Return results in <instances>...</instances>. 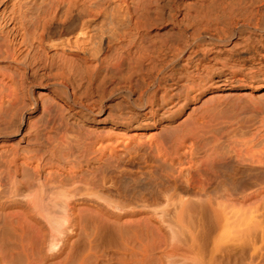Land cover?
<instances>
[{"label":"bare ground","instance_id":"obj_1","mask_svg":"<svg viewBox=\"0 0 264 264\" xmlns=\"http://www.w3.org/2000/svg\"><path fill=\"white\" fill-rule=\"evenodd\" d=\"M246 1L0 0V264H264ZM110 5L112 40L91 29ZM206 41L237 66L217 82Z\"/></svg>","mask_w":264,"mask_h":264},{"label":"rangeland","instance_id":"obj_2","mask_svg":"<svg viewBox=\"0 0 264 264\" xmlns=\"http://www.w3.org/2000/svg\"><path fill=\"white\" fill-rule=\"evenodd\" d=\"M183 1H187V0H183ZM189 1V0H188ZM247 1H249V2H247ZM246 1V9H247V7H251V8H248V10H251L252 9V7H253V12L255 13H253L251 16H250V20L252 21L251 23V27L249 28V29H251V30H249L248 28H246V33H244V35L242 34L241 36H240V38H239V36L237 37V38H235L234 39V41H238V42H236V43H239L240 41H241V43H239V45L241 44V46H245V44H246V48H249V49H251V50H254L255 51V53L257 54V55H255V58L254 59H251V60H248V59H246V65L248 66V68L249 69H247V72L249 73V74H251L250 76H256V75H259V74H261V71H259L258 69H257V67L256 66H258L259 64H264V40L262 41V39H263V37L261 36V35H259V34H261L260 33V31L259 30H257L256 28H255V24L256 23H258V19H259V21H261V15H260V13H258L255 9H257V4L255 3V1L254 0H247ZM254 1V2H253ZM120 2V1H119ZM248 3V4H247ZM250 3V4H249ZM115 4V3H114ZM113 4V5H114ZM113 5H112V8H110L111 7V5L110 6H108L107 7V11H109V12H111V10L113 11V13L111 12V13H109V12H105V13H103L101 16H99L98 18H96L94 21H92L91 22V29L92 30H94V31H92V32H94L95 33V31H97V30H99V32H101V33H106V31H108L109 33H107L106 35H108V39L109 40H112L115 36H120V35H122V32L123 31H127L128 29H129V23H128V20L126 19V15L125 14H121V13H123L122 12V9L120 8V10H118V9H113ZM251 5V6H250ZM256 6V7H255ZM115 11H117L116 13H115ZM120 11V12H119ZM112 16H111V15ZM115 14V15H114ZM123 16V18H121L122 16ZM107 16H110V18L109 17H107ZM121 16V17H120ZM253 16V17H252ZM120 19V20H119ZM116 20V21H115ZM117 22V23H116ZM96 23V24H95ZM92 24H93V26H92ZM104 24V25H103ZM109 24V25H108ZM110 25H111V27H110ZM121 25V26H120ZM253 25V26H252ZM95 26V27H94ZM114 26V27H113ZM128 26V27H127ZM93 27V28H92ZM105 29H104V28ZM95 28H97V29H95ZM103 28V29H102ZM112 28H113V30L114 31H112ZM126 28H127V30H126ZM252 28H253V30H252ZM119 29V30H118ZM101 30V31H100ZM110 30V31H109ZM112 31V32H111ZM116 31V32H115ZM258 31V32H257ZM98 33V31L96 32V34ZM113 33V35L112 36H110L111 34ZM116 33V34H115ZM121 33V34H120ZM124 33V32H123ZM259 33V34H258ZM100 33H98L97 35H99ZM171 34V33H170ZM169 34V39H171V37H173L174 36V34L173 35H170ZM259 36H261V37H259ZM243 38V40H241ZM262 38V39H261ZM168 39V40H169ZM176 39V40H175ZM172 41H175V42H172V43H174V44H171V42H170V44L173 46V45H177L178 43H177V38H176V36H174V40H173V38L171 39ZM171 40H169V41H171ZM245 40V41H244ZM247 41V42H246ZM208 42V43H207ZM242 42H246L244 45H242ZM177 43V44H176ZM210 44L211 42H209V41H206L205 42V44L204 45H206L207 46V44ZM96 46H94V48L95 47H97L98 46V43H96L95 44ZM169 45V44H168ZM211 45H214V46H211ZM211 45H210V49H211V53H210V55L212 54V53H214V56L213 55H211L210 57L212 58V60H209V62H207L206 63V67L207 68H209L210 69V71L208 70V73H209V75H210V73H211V76L213 77V79H214V81L216 80V82H217V78L218 79H223V78H225L224 77V74L226 75V74H228V76L230 75V73H231V70L232 69H236L237 68V66H236V64L234 63L233 64V66H232V63H233V61L231 60V58L229 57L230 55H229V53L228 52H230L229 51V49H226V48H224V47H228L229 48V45H226V44H218V43H211ZM219 47H218V46ZM221 45V46H220ZM224 45H226V46H224ZM251 45V46H250ZM209 46V45H208ZM215 49L216 48V50H217V48H220L221 49V51H218L217 50V52H216V50H212L213 48ZM222 47V48H221ZM230 47H231V45H230ZM224 48V49H223ZM226 49V50H225ZM260 51H259V50ZM225 50V51H224ZM213 51V52H212ZM226 52V54H224ZM260 52V53H259ZM216 53H218L219 55L217 56V54ZM228 53V54H227ZM224 54V55H223ZM227 55V56H226ZM229 55V56H228ZM263 55V56H262ZM217 56V57H216ZM222 56V57H221ZM227 57V58H229L227 61H230L229 63L227 62V61H225L226 63H224L221 59H225L226 60V58H224V57ZM219 57H221V58H219ZM259 57V58H258ZM220 59V60H218V59ZM262 58V59H261ZM213 59H216V61L217 62H215V61H213ZM258 60V61H257ZM213 61V62H212ZM254 61V62H253ZM259 62V63H258ZM261 62V63H260ZM208 63H209V65H208ZM214 64V65H213ZM217 64V65H216ZM212 65V66H211ZM221 65H222V67H221ZM229 67H228V66ZM246 65H244V67L245 68H243V70L241 71L242 72V75H243V86L241 87V86H235L233 89H236V90H246V82H245V78H246ZM224 66H225V68H224ZM227 66V67H226ZM234 66H236V67H234ZM211 67H212V69H211ZM231 67V68H230ZM212 70V71H211ZM221 70V71H220ZM253 70V71H252ZM224 71V72H223ZM249 71H251V72H249ZM219 72H221V73H219ZM227 72V73H226ZM240 72V73H241ZM245 74H244V73ZM254 74V75H253ZM210 76V77H211ZM262 89V90H261ZM261 92V91H264V88H262V87H259L258 88V90H257V92ZM76 108H78L79 109V107H76ZM261 118V117H260ZM260 118H259V116L257 117V116H249V117H247L246 118V124L244 123L243 125L245 126H247L248 127V125H247V122L250 124V126L247 128V127H244L245 129H243L244 131H245V133H246V131L248 130V132L246 133L247 135H246V138H247V140L248 141H252V144L250 143V146H251V148H252V150L253 151H255L256 153L257 152H264V147L263 146H261V147H263V148H261L260 147V144L261 145H264V139L262 140V139H260V138H264V136H262V135H264V131H262V132H259L260 130H263L264 129V126H263V128H262V125L264 124V123H262V125L261 126H259V124L261 123L260 122ZM248 120V121H247ZM261 120H262V118H261ZM263 122V121H262ZM257 123H259V124H257ZM255 126V127H254ZM257 126V127H256ZM258 126H259V128H258ZM251 127V128H250ZM258 128L259 130H257L258 132H256L255 133V131H253V129L254 128ZM262 128V129H261ZM247 129V130H246ZM251 129V130H250ZM242 130V131H243ZM255 130V129H254ZM249 132H250V135H248L249 134ZM255 134H254V133ZM259 133H260V135H261V133H262V135L260 136L259 135ZM252 135H253V137H252ZM257 135H258V137H257ZM247 136H249V137H247ZM255 136V137H254ZM257 137V138H256ZM250 138V139H249ZM255 138V139H254ZM257 139V140H256ZM259 140V141H258ZM262 140V141H261ZM253 141H254V143H253ZM258 141V142H257ZM255 142H257V143H259V142H263V144L262 143H260V144H257V143H255ZM257 147H256V146ZM255 146V147H254ZM261 153V154H262ZM262 155H264V153L262 154ZM88 227V229L85 231V230H83V232L85 233V234H82L83 232H82V229H81V232L79 233V236H77V238L80 240L81 238L83 239V240H77L78 242H76V244L77 245H75V246H79V245H83V243H82V241H84L85 239V236L87 235V232H90L89 230H90V227H89V225H87L86 226V228ZM84 229V228H83ZM84 236V237H83ZM81 248H82V246H81ZM247 248V247H246ZM76 249H80V247H78V248H76ZM248 249V248H247ZM246 249V254L248 255H246V264H248L249 262L248 261H250L251 259L250 258H252V257H250L249 258V255H251L252 253V249H250V252L248 251ZM257 256V255H256ZM240 259L242 260V258H237V257H234L231 261H233L234 260V262L236 261V262H239L240 261ZM259 258H257L256 257V260H258ZM239 260V261H238ZM255 260V261H256ZM248 262V263H247Z\"/></svg>","mask_w":264,"mask_h":264}]
</instances>
